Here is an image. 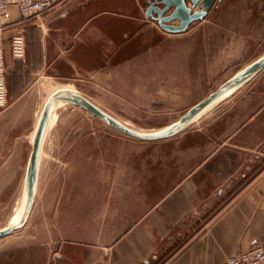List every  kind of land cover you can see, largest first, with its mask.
<instances>
[{
  "label": "crops",
  "instance_id": "1",
  "mask_svg": "<svg viewBox=\"0 0 264 264\" xmlns=\"http://www.w3.org/2000/svg\"><path fill=\"white\" fill-rule=\"evenodd\" d=\"M148 4L69 0L64 10L20 22L8 48L0 41V145L22 136L13 131L26 105L45 95L44 104L60 87L96 104L153 101L146 98L156 56H175L180 49L171 43L196 37L202 21L168 31L146 15ZM16 35L23 41L19 51ZM172 62L180 59H166ZM250 92L241 95L240 113H220L217 129L195 131L202 142L66 147L79 154L62 158L66 166L50 177L46 202L35 209L33 234L4 246L0 264H221L264 242V148L241 138L264 98Z\"/></svg>",
  "mask_w": 264,
  "mask_h": 264
},
{
  "label": "rangeland",
  "instance_id": "2",
  "mask_svg": "<svg viewBox=\"0 0 264 264\" xmlns=\"http://www.w3.org/2000/svg\"><path fill=\"white\" fill-rule=\"evenodd\" d=\"M67 1L69 0H62L50 13L64 10ZM198 21H202V24L196 37L171 43L170 47L180 49L176 51L175 56L171 54L164 57L156 56L154 81L152 84L149 81L147 90L150 96L146 98L153 101L138 103L131 101L138 98L126 97L122 98L124 101L118 103H97V105L134 129L158 130L177 120L191 105L264 54V0H215L204 18ZM22 26L21 23H14L0 29V41L5 47L8 48L10 35L18 32ZM168 58L180 59V62L166 63ZM162 59L165 61L164 65L159 62ZM17 64V61H14L11 65L18 67ZM14 90L13 94H16L20 87L16 86ZM245 91L256 93V97L261 93L264 98V67L207 106L178 132L156 140H141L127 135L81 107L61 101L58 108L55 107L56 109L50 111L42 141L46 159L42 168L43 178L39 180L36 199L29 218L24 226L0 238V251L4 246L19 239L24 240L27 235L31 237L33 234L35 209L46 202L42 197L52 186L50 177L57 174L62 166H66L61 161L64 156L79 154V152L67 151L66 147L106 144L109 149L116 144L202 142L195 131H206V129L211 131L212 127L217 129L219 120H216V117L220 113L225 112V117L240 113L242 108L246 107L242 105L241 96L244 95L243 93L248 95ZM44 99L45 95L40 102L26 105L28 112L22 113L16 120L22 125L13 133L20 130L22 136L17 137L13 143L7 138L10 139L9 142L0 145V228L6 226L22 207L25 165L31 148L30 140ZM261 108L254 123L252 121L250 126L244 129L241 138L250 148L257 149L260 144L263 150L264 105ZM107 154L113 158L115 152ZM235 154L232 155L234 158ZM8 155L10 156L7 157Z\"/></svg>",
  "mask_w": 264,
  "mask_h": 264
},
{
  "label": "water",
  "instance_id": "3",
  "mask_svg": "<svg viewBox=\"0 0 264 264\" xmlns=\"http://www.w3.org/2000/svg\"><path fill=\"white\" fill-rule=\"evenodd\" d=\"M146 15L154 18L162 29L176 32L185 30L195 20L202 19L215 0H148ZM178 23H172V21ZM264 67V54L247 64L235 74L223 81L205 97L191 105L177 120L156 131H140L120 121L100 108L88 97L73 88L60 87L54 90L43 104L36 128L34 130L31 151L23 184V203L17 220L0 228V238L11 234L27 222L31 213L37 187L38 156L50 116L51 106L57 100L73 103L92 115L103 120L111 127L141 140H156L172 136L194 119L211 103L230 92Z\"/></svg>",
  "mask_w": 264,
  "mask_h": 264
},
{
  "label": "built area",
  "instance_id": "4",
  "mask_svg": "<svg viewBox=\"0 0 264 264\" xmlns=\"http://www.w3.org/2000/svg\"><path fill=\"white\" fill-rule=\"evenodd\" d=\"M62 0H0V29L10 24L35 19L53 9ZM23 46L19 35L13 38V48ZM221 264H264V242H254L244 250L228 255Z\"/></svg>",
  "mask_w": 264,
  "mask_h": 264
},
{
  "label": "bare ground",
  "instance_id": "5",
  "mask_svg": "<svg viewBox=\"0 0 264 264\" xmlns=\"http://www.w3.org/2000/svg\"><path fill=\"white\" fill-rule=\"evenodd\" d=\"M61 101H64V100H57V101H55V102L52 104L51 109H53V108L59 106L60 103H61ZM61 105H62V104H61ZM57 108H58V107H57ZM55 109H56V108H55ZM52 117H53V116H52ZM163 128H165V127H163ZM161 129H162V128H161ZM158 130H159V129H158ZM140 131H142V130H140ZM154 131H156V130H154ZM17 218H18V215L15 214L14 217L11 218V220H10V222H9L8 224H12V223H14V222L17 220Z\"/></svg>",
  "mask_w": 264,
  "mask_h": 264
}]
</instances>
